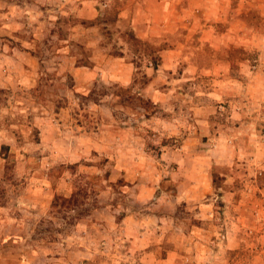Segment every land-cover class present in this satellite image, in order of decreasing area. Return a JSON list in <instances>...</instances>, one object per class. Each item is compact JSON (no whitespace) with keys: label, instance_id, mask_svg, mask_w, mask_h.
Listing matches in <instances>:
<instances>
[{"label":"rangeland","instance_id":"obj_1","mask_svg":"<svg viewBox=\"0 0 264 264\" xmlns=\"http://www.w3.org/2000/svg\"><path fill=\"white\" fill-rule=\"evenodd\" d=\"M97 1L96 31L44 18L32 80H0V264H135V212L166 233L153 264H264V0H163L167 30L136 53ZM79 187L74 211L50 208Z\"/></svg>","mask_w":264,"mask_h":264},{"label":"crops","instance_id":"obj_2","mask_svg":"<svg viewBox=\"0 0 264 264\" xmlns=\"http://www.w3.org/2000/svg\"><path fill=\"white\" fill-rule=\"evenodd\" d=\"M0 0V35H6L14 41H9L8 46L0 47V60H7L6 62L14 65V71L10 75L9 73L4 74L0 80L3 82L11 80L12 76L17 82H24L32 80L31 72L38 66L39 59L29 45L28 41L34 42L35 38H38V35L43 32V24L47 19L55 18H72L73 16L79 19V27L82 32L96 31L98 25L96 18L102 16L101 7L97 5L104 6L105 2H98L97 0ZM77 1V2H76ZM107 2L110 0H106ZM146 3L139 4L136 0H115L112 2L116 3V17H115V26L120 30H130L134 33L137 38L142 40L146 39L147 36L153 34V30L163 31L167 30V24L169 23L167 19H164L163 13L165 6L162 4L163 0H145ZM77 4H76V3ZM107 3V5L109 4ZM75 6L73 7V4ZM109 7V5H108ZM43 17V19H41ZM159 18V19H158ZM157 19L159 21H157ZM48 23V22H46ZM75 28L68 25L69 34L71 35V30ZM31 35V37L28 36ZM26 35V36H25ZM63 42H66V39H63ZM97 55H108L113 61H118L119 64L123 65L126 69L127 66H131V62L125 61V55L121 54H107L103 53L104 48L99 47ZM121 52V51H119ZM2 57V58H1ZM108 59V60H111ZM98 59L94 60V64L91 65L92 68H96L98 64L101 67V63L96 62ZM67 60H60V66L65 67L68 65L70 67V74L76 75L84 72V69H90V66L75 65L74 63H69ZM1 65V64H0ZM88 66V67H87ZM97 70H102L97 67ZM11 72V71H10ZM30 74V75H28ZM126 76V74H125ZM122 80L123 78H117ZM129 80V76L125 79V83ZM205 177V178H204ZM202 180V178H201ZM206 176H203V191L199 189L196 185L195 189L189 187L186 193L176 194V195H186L190 193V196L193 194L202 195L208 192L206 185ZM181 184V183H180ZM143 187H140L142 190ZM195 190V192H194ZM197 191V192H196ZM204 192V193H201ZM182 198L179 196L178 199ZM141 214L138 212L131 213V235L130 244L134 248L131 252L135 250H140L138 261L135 264H153L152 260L155 259L154 248L152 247L154 243H162L165 239V234H161L160 237L155 238V236L147 233L149 230L146 223L142 220H139ZM128 224V222H127ZM144 224V225H143ZM146 226V227H145ZM127 229V226L124 227ZM139 228H143V232ZM161 227L157 228L159 230ZM167 241V240H166ZM91 255V254H90ZM89 256V253L88 255ZM170 255H167V258ZM178 256V255H177ZM162 262V259H159ZM113 259L104 260L103 264H114ZM156 264L157 260L155 261Z\"/></svg>","mask_w":264,"mask_h":264},{"label":"trees","instance_id":"obj_3","mask_svg":"<svg viewBox=\"0 0 264 264\" xmlns=\"http://www.w3.org/2000/svg\"><path fill=\"white\" fill-rule=\"evenodd\" d=\"M126 39L130 40L135 44V47L133 48L132 52L136 53L137 51V44L139 43V40L137 37L131 32V31H126L125 33ZM127 40V41H128ZM116 54H121V53H116ZM156 61H158V56L157 55H150L147 62L151 68L156 67ZM84 63H81L80 65H83ZM138 99H141L140 97H137ZM145 102H149L147 98H144ZM72 165H69V168H71ZM85 189L79 187V188H73L71 189V192L68 196H63L60 194H54L52 196V199L50 201V208L54 209L55 211H74L75 207L77 206L78 199L77 196L80 195V193H83ZM85 192V191H84ZM87 263V262H86ZM85 263V264H86ZM88 264V263H87Z\"/></svg>","mask_w":264,"mask_h":264}]
</instances>
